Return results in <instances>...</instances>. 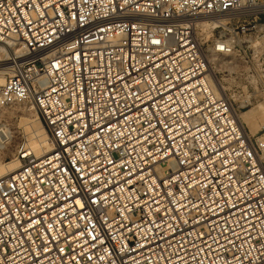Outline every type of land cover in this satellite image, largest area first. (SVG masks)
<instances>
[{
    "label": "built area",
    "instance_id": "2783aa9c",
    "mask_svg": "<svg viewBox=\"0 0 264 264\" xmlns=\"http://www.w3.org/2000/svg\"><path fill=\"white\" fill-rule=\"evenodd\" d=\"M8 41L0 110L31 103L50 147L20 133L0 175V264H264V126L238 117L264 100V0H0Z\"/></svg>",
    "mask_w": 264,
    "mask_h": 264
},
{
    "label": "bare ground",
    "instance_id": "6f19581e",
    "mask_svg": "<svg viewBox=\"0 0 264 264\" xmlns=\"http://www.w3.org/2000/svg\"><path fill=\"white\" fill-rule=\"evenodd\" d=\"M204 25L205 33L209 32V27L211 26V24L204 23ZM20 52L21 49L19 47V44L16 42L8 41L7 43H0V56H5V59H7L8 55H12L11 53L20 54ZM206 56L209 62L207 70L212 78L214 85L219 89V78H217V76L215 75V71L213 70V68L214 66L219 67L220 62L225 60L226 58L232 57V54L226 53V56H224L223 53H219L215 51L211 46H208L206 50ZM228 68L231 70L234 68V66L232 64H229ZM7 70L8 61L5 60L3 62H0V83L3 82L4 74L7 72ZM4 110L5 111L3 112H6L7 115L20 111L23 115H26V117H21L18 126L11 124V127L2 129L4 130V134L0 133V175L13 171L19 165L15 157V149L20 137L21 127L23 133L28 135V145L30 149L35 153V155H40L46 152L50 147L46 142V132L38 117H36V115L33 113L32 110H35V108L31 103L26 102L20 105L5 108ZM256 115H262L264 120V101L255 105L252 109L238 113V117L243 123L247 122L249 119L253 118ZM262 126H264V123H261L260 127ZM6 156L13 157L8 161H5L4 158Z\"/></svg>",
    "mask_w": 264,
    "mask_h": 264
},
{
    "label": "rangeland",
    "instance_id": "374dc122",
    "mask_svg": "<svg viewBox=\"0 0 264 264\" xmlns=\"http://www.w3.org/2000/svg\"><path fill=\"white\" fill-rule=\"evenodd\" d=\"M219 33V30H214V31H212L211 33L210 32H206L205 33V35L206 36H204L203 37V46H204V48H206L207 46H209L210 45V42H211V40H212V37H214V36H216L217 34ZM6 59H5V56H0V62H3V61H5ZM212 63V62H211ZM212 65V64H211ZM217 68H219L218 66L216 67V66H214V68H213V70L215 71V75L216 76H221V77H223L227 82H228V85L230 86V87H232V88H234V90L237 92V90H238V92H240L241 91V89H243V85H244V80L241 78V76L239 77L238 76V72H237V70H230L229 69V71H225V72H223V74L222 73H219V70L217 69ZM242 92V91H241ZM248 92H251V89H249V91ZM256 97V96H255ZM251 105L248 107V108H246L245 110H240L239 112H243V111H246V110H249V109H252L255 105H257L258 103H260V102H263L264 100H262V98H260V97H258L257 99L258 100H254L253 98V96H252V94H251ZM3 111H5L4 109L3 110H0V120L1 119H3V120H6L7 121V123H10V124H13V125H17L18 126V124H19V122H20V119H21V117L22 116H24V117H26V115H23L20 111H18V112H14V113H11L10 115L8 114L7 115V113L6 112H3ZM33 111V113L36 115V117H38L37 116V112H36V110H32ZM238 112V113H239ZM12 122V123H11ZM261 123L263 124L264 123V120H263V116L262 115H256V116H254L253 118H251V119H249L247 122H245L244 123V126L247 128V130L250 132V133H256V134H258V133H260L259 131L261 130V129H263V128H261L260 126H261ZM20 128V127H19ZM22 128V127H21ZM20 128V132L21 133H23V131H22V129ZM262 132H263V130H262ZM13 157V156H12ZM12 157H9V156H6L4 159H5V161H8L10 158H12Z\"/></svg>",
    "mask_w": 264,
    "mask_h": 264
}]
</instances>
